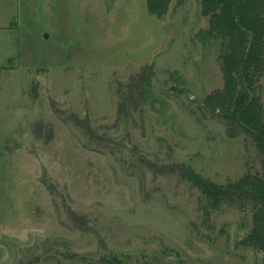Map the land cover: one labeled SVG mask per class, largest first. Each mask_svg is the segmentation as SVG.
Listing matches in <instances>:
<instances>
[{"label":"rangeland","instance_id":"rangeland-1","mask_svg":"<svg viewBox=\"0 0 264 264\" xmlns=\"http://www.w3.org/2000/svg\"><path fill=\"white\" fill-rule=\"evenodd\" d=\"M208 26L201 0L162 18L147 0H0V264H264L249 205L207 212L182 172H262L206 102L223 87ZM255 91L264 107V76Z\"/></svg>","mask_w":264,"mask_h":264},{"label":"trees","instance_id":"trees-1","mask_svg":"<svg viewBox=\"0 0 264 264\" xmlns=\"http://www.w3.org/2000/svg\"><path fill=\"white\" fill-rule=\"evenodd\" d=\"M170 0H147L150 15L164 17ZM202 13L209 26L202 39L219 41L223 87L206 102L226 123L231 133L244 131L262 155L260 174L246 173L236 182L219 185L204 178L191 167L182 169L187 181L199 189L209 211L224 203L249 205L253 226L242 243L264 251V107L256 86L264 76V0H201ZM150 72L142 73L145 86ZM147 88L140 90L145 97ZM97 264H127L117 253L100 255Z\"/></svg>","mask_w":264,"mask_h":264},{"label":"water","instance_id":"water-1","mask_svg":"<svg viewBox=\"0 0 264 264\" xmlns=\"http://www.w3.org/2000/svg\"><path fill=\"white\" fill-rule=\"evenodd\" d=\"M46 37H47V34L44 35V38H46Z\"/></svg>","mask_w":264,"mask_h":264}]
</instances>
